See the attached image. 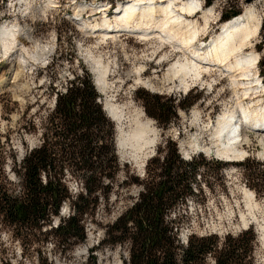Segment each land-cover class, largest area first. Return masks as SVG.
<instances>
[{"label":"rangeland","instance_id":"obj_1","mask_svg":"<svg viewBox=\"0 0 264 264\" xmlns=\"http://www.w3.org/2000/svg\"><path fill=\"white\" fill-rule=\"evenodd\" d=\"M192 1L175 0L179 6ZM198 1L202 7L189 15L192 23L175 25L171 32L180 39L200 30L199 35L190 44L173 46L166 38L141 37L129 30L128 33L127 29L116 33L103 30V20L115 25L116 13L128 0H0V28L4 24L18 25L21 29L17 30V38L24 47V50L12 49L4 56L0 43V150L5 174L12 183L19 184L15 166L18 167L27 152L42 143V133L55 107L57 94L65 92L70 81L85 68L102 95L103 107L105 96L113 97L117 102L130 97L133 106L152 120L156 146L145 165L168 139L178 143L185 159L203 155L210 161L199 179L203 190L194 185L196 195L169 213L168 219L178 227L181 243L186 244L193 234L224 237L238 235L246 230V226H254L258 235L255 261L264 264V243L260 237V228L264 226V180L249 179L247 170L237 164L249 158L264 162V131L242 130L244 138H248L240 146L245 155L238 159L230 160L216 154L214 148L210 152L201 150L202 146H213L217 119L230 106L240 104L255 111L264 109V65L261 61L264 60V0ZM105 8L107 11L103 10ZM208 8L213 10L206 12ZM249 8H254L263 18L258 35L245 51V54L257 56L251 72L244 74L245 71L237 70L233 77L221 67L209 70V74L198 80L188 76L187 90L179 87V81L167 80V70L173 63L190 61L195 51H204L205 45L222 31L226 11L234 18L235 12L240 15ZM165 16L158 11L155 20H145L147 24L143 26L162 24ZM77 19L87 25L99 26L85 28ZM88 56L100 59L104 66L109 65L107 81L111 87L106 93L96 85L94 63ZM142 89L177 100L186 96L190 99L200 96V99L189 111L179 109L178 119L164 128L146 113L143 102L137 97V92ZM247 92L249 95H244ZM115 125L120 170L110 183L109 195L102 193L94 212L85 217V241L75 243L67 250L66 242L59 245L52 236L48 239L40 234L20 239L12 228L0 224V264H41V257L50 264H95L94 261L96 264H125L129 243L116 246L103 243L107 239L108 226L138 200L142 186L131 184L129 178H143L146 166L140 168L119 153L116 122ZM218 160L230 163L222 173ZM261 169L264 170V166ZM67 182L73 196L82 191L83 184L78 178L69 175ZM71 211L70 201L64 202L60 216L54 218L52 226H57L62 218H68ZM82 248L83 254L77 256L78 249Z\"/></svg>","mask_w":264,"mask_h":264},{"label":"trees","instance_id":"obj_2","mask_svg":"<svg viewBox=\"0 0 264 264\" xmlns=\"http://www.w3.org/2000/svg\"><path fill=\"white\" fill-rule=\"evenodd\" d=\"M231 18L226 11L222 20ZM137 97L146 113L164 128L178 119L179 109L189 111L200 99L186 96L177 100L144 89L137 92ZM101 98L85 68L70 81L65 92L57 94L42 143L27 152L20 164L15 159L18 185L5 174L0 150V224L12 228L16 237L52 236L59 245L66 242L67 250L85 241V217L94 212L102 193L109 195L120 170L116 125L104 110ZM209 163L203 155L185 159L178 143L168 139L149 159L145 176L129 178L131 184L141 185L142 191L138 200L108 226L103 244L129 243L125 264H256L258 235L254 226L224 237L193 234L185 244L179 239L178 227L168 219L172 210L196 195L194 185L201 189L199 179ZM217 164L222 173L230 163L218 160ZM237 164L247 170L249 179L264 180V162L249 158ZM69 175L83 184L76 196L68 186ZM66 201H70L71 214L52 226ZM41 264L50 263L41 257Z\"/></svg>","mask_w":264,"mask_h":264},{"label":"bare ground","instance_id":"obj_3","mask_svg":"<svg viewBox=\"0 0 264 264\" xmlns=\"http://www.w3.org/2000/svg\"><path fill=\"white\" fill-rule=\"evenodd\" d=\"M200 6L202 7V4L198 0L184 3L182 6H179L175 0H128L120 8L122 10L116 13L117 23L111 26L108 20L104 19L101 27L107 32L116 33L121 29H127V31L137 33L141 37L166 38L173 43V46L179 43L190 44L197 38L200 30L188 37H183V39L178 38L177 34H173L171 31L175 25L180 27L182 24H191L189 15L193 14ZM103 10L107 11L106 8ZM212 10V8H208L206 12ZM158 11L165 13L164 23L144 27L143 24H147L145 20L154 21ZM262 19V16L258 15L254 8H249L243 14L235 16L230 21H225L222 31L205 45L204 51L197 50L191 59L189 58L190 61H176L170 66L166 73L167 80L179 81V87L187 90L189 85L186 78L188 76L198 80L209 74V70L213 71L221 67L233 77L236 76L234 72L237 70L245 71L244 74L246 71L251 72L252 67L256 64L257 56L245 54V51L258 35L262 26ZM77 21L85 28L99 26L98 24L87 25L80 19ZM159 27H161L160 30ZM18 29H21L18 28V25L9 27L7 24L0 28V43L3 46L4 56L10 53L12 49L14 51L24 50L17 38ZM204 30L205 28L202 29V31ZM157 31L160 32L156 33ZM88 58L94 63L91 64L94 65L95 72H93L96 73L95 81L98 89L106 93L109 86L111 87V85L108 86L107 81L109 65L104 66L100 59L92 56H88ZM244 95H249V92ZM105 97V110L118 126L117 145L119 153L135 162L140 168H144L146 159L150 154L153 155L156 146L152 120L147 118L142 110L133 106L130 97L123 102H117L113 97ZM240 128L242 130L264 131V109L255 111L250 106L240 104L230 106L217 119L213 146H202L203 149L201 150L210 152L214 148L216 154H222L230 160L243 157L245 153L240 149V146L248 137L244 138L243 132H239ZM246 227L248 228V226ZM260 237L264 243V226L260 228ZM83 251V248L78 249L76 255L81 256Z\"/></svg>","mask_w":264,"mask_h":264},{"label":"water","instance_id":"obj_4","mask_svg":"<svg viewBox=\"0 0 264 264\" xmlns=\"http://www.w3.org/2000/svg\"><path fill=\"white\" fill-rule=\"evenodd\" d=\"M236 15H238V13H237V12H235V13H234V16H236ZM146 165H147V164H146ZM146 165H145V166H146ZM248 228H249V227H248ZM246 229H247V228H246Z\"/></svg>","mask_w":264,"mask_h":264}]
</instances>
